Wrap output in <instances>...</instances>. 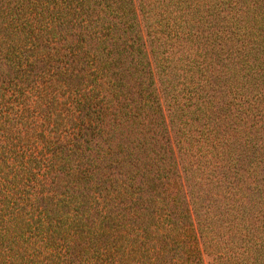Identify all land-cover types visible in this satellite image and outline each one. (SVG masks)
Masks as SVG:
<instances>
[{
    "label": "trees",
    "instance_id": "1",
    "mask_svg": "<svg viewBox=\"0 0 264 264\" xmlns=\"http://www.w3.org/2000/svg\"><path fill=\"white\" fill-rule=\"evenodd\" d=\"M264 264V0H0V264Z\"/></svg>",
    "mask_w": 264,
    "mask_h": 264
},
{
    "label": "rangeland",
    "instance_id": "2",
    "mask_svg": "<svg viewBox=\"0 0 264 264\" xmlns=\"http://www.w3.org/2000/svg\"><path fill=\"white\" fill-rule=\"evenodd\" d=\"M204 263H205V264H209V259L205 257V258H204Z\"/></svg>",
    "mask_w": 264,
    "mask_h": 264
}]
</instances>
